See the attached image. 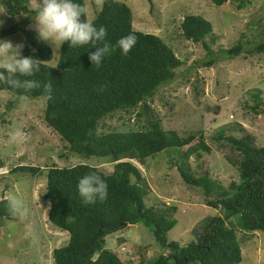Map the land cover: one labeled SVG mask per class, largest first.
I'll list each match as a JSON object with an SVG mask.
<instances>
[{"label":"trees","instance_id":"trees-1","mask_svg":"<svg viewBox=\"0 0 264 264\" xmlns=\"http://www.w3.org/2000/svg\"><path fill=\"white\" fill-rule=\"evenodd\" d=\"M30 1L0 0L10 16L20 17L8 28H0V40L22 32L25 36L23 54L37 59L40 70L32 76L16 77L20 85L10 83L7 77L0 79V91L18 97L45 98L43 119L66 143L69 152L84 157H109L114 163L111 172L83 163L46 167L43 198L50 203L49 221L69 234L67 243L54 248V264H135L134 260L124 259L108 248L106 238L136 223L148 227L162 249L154 261L144 260L139 264L240 263L243 253L238 233L245 230L264 234V145L256 146L249 136L238 138L220 129L216 138L225 140L237 151V157L230 158L229 162L238 169L239 178L223 188L220 181L211 176L206 159H203L202 174L195 175L188 160L193 155L203 158L201 152L211 151L205 136L203 133L184 136L176 130L164 129L151 105L161 86L175 80L178 69L185 63L169 41L173 36L166 40L161 35L136 29L132 8L126 2L104 0L92 20L97 27L106 28L105 42L112 49L102 65L97 67L89 60L94 48L89 49V45L73 48L66 42L61 45L57 62L52 64L51 45L27 27L35 16V9L29 7ZM210 1L220 6L229 0ZM77 2L86 7V0ZM250 3L251 0H238L237 8L243 9ZM180 28V37L202 44L206 50V56L195 61L197 67L216 64L221 59L219 53H226L229 58L264 54V20L250 23L246 41L239 38L229 48L218 51L212 46L218 36L212 22L203 15L186 14ZM129 34H134L137 42L127 55H122L120 49L113 46ZM249 44L253 47L246 48ZM27 81L35 82L36 86L26 87L24 82ZM254 89L249 91L254 101L250 107L259 114L264 105L262 89ZM118 111L134 114L138 121L144 118L145 122L138 128H109L106 118ZM166 150L170 155L179 154L181 162L174 165L181 178L190 186L201 187L206 205L216 211L206 218L195 239L187 244L167 238V233L177 224L173 215L177 207L146 205L144 201L149 186L136 163L145 167L149 157ZM4 165L0 158V168ZM42 170L41 166L20 164L11 173L21 171L37 176ZM90 173L106 181V200L86 204L79 196L77 182ZM220 188L224 190L222 194ZM10 200H0V218H15L16 210L10 206Z\"/></svg>","mask_w":264,"mask_h":264},{"label":"rangeland","instance_id":"rangeland-1","mask_svg":"<svg viewBox=\"0 0 264 264\" xmlns=\"http://www.w3.org/2000/svg\"><path fill=\"white\" fill-rule=\"evenodd\" d=\"M104 0H86L87 18L93 20ZM126 2L133 11V24L138 30L154 33L169 40L177 55L185 62L178 75L169 84H163L154 96L152 107L156 109L161 126L176 130L181 135L203 133L211 151L201 152L203 158L193 155L188 160L192 172L199 176L203 171V159L209 162L210 174L223 188L239 178V171L229 162L237 157V151L225 140L217 139L220 129L238 138L249 136L254 145H264V105L259 114L249 91L259 87L264 100V54L229 58L219 53L220 60L210 67L196 66L195 61L206 56L202 44L180 37V23L186 14H200L213 24L217 40L215 51L229 48L239 38L246 41L248 26L264 20V0H251L238 9V0L215 5L210 0H119ZM38 0H31L29 7L36 9ZM0 11H5L0 2ZM20 17L0 13V28H8ZM35 30V20L27 26ZM36 31V30H35ZM37 32V31H36ZM245 35H242V34ZM2 40L13 44L23 43L22 32ZM46 42V41H45ZM51 45L54 53L52 64L59 58L60 48ZM253 45H247L251 48ZM221 52V51H219ZM58 57V58H57ZM194 66V67H191ZM45 98L18 97L8 91H0V200L15 199L18 207L13 220L0 218V264H54V248L67 243L69 234L49 221L50 203L43 198L46 191L48 166L59 167L87 164L100 167L105 172L113 170L109 157H84L67 150L66 143L44 121ZM144 118H135L124 112H115L106 118L109 128H138ZM112 130V129H110ZM199 135V134H198ZM171 150V149H169ZM159 152L149 157L146 166L136 163L149 186L146 205L161 207L174 205L177 224L167 233L170 241L187 244L195 239L208 216L216 213L206 205L201 187L190 186L183 181L177 167L179 154ZM20 164L41 166V174L11 170ZM220 194L224 192L219 189ZM238 233L243 260L238 264H264V234L261 231ZM248 233V234H246ZM106 246L124 259L139 262L154 261L162 249L153 233L143 223L128 225L107 236Z\"/></svg>","mask_w":264,"mask_h":264},{"label":"clouds","instance_id":"clouds-1","mask_svg":"<svg viewBox=\"0 0 264 264\" xmlns=\"http://www.w3.org/2000/svg\"><path fill=\"white\" fill-rule=\"evenodd\" d=\"M5 11H0V13ZM87 9L77 0H40L35 9V30L38 37L57 49L65 42L69 47L89 45L94 52L89 53L91 64L100 67L103 59L112 50L106 43L107 30L104 26L97 27L87 19ZM137 37L134 34L121 37L114 47H118L122 55H127L135 46ZM102 45V46H98ZM23 43L13 44L11 41L0 40V79L7 77L10 83L20 85L18 76H32L39 72L40 64L33 56L23 54ZM28 88L35 87L33 81L24 82ZM50 85L48 86L50 90ZM77 192L84 203L104 201L108 197V185L98 174L90 173L79 178ZM15 209L18 202L13 198L9 201Z\"/></svg>","mask_w":264,"mask_h":264}]
</instances>
